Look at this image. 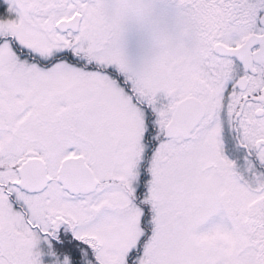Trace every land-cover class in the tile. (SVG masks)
I'll return each instance as SVG.
<instances>
[{
  "label": "snow or ice",
  "instance_id": "obj_1",
  "mask_svg": "<svg viewBox=\"0 0 264 264\" xmlns=\"http://www.w3.org/2000/svg\"><path fill=\"white\" fill-rule=\"evenodd\" d=\"M0 264H264V0H0Z\"/></svg>",
  "mask_w": 264,
  "mask_h": 264
}]
</instances>
